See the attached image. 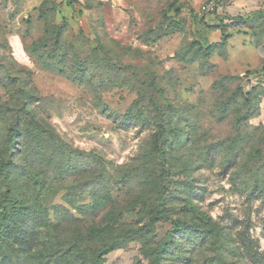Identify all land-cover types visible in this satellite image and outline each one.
I'll use <instances>...</instances> for the list:
<instances>
[{
  "label": "rangeland",
  "instance_id": "374dc122",
  "mask_svg": "<svg viewBox=\"0 0 264 264\" xmlns=\"http://www.w3.org/2000/svg\"><path fill=\"white\" fill-rule=\"evenodd\" d=\"M227 2L0 0V200L31 240L11 232L0 264H91L160 194L184 224L168 250L161 219L103 264H249L247 230L264 255V21Z\"/></svg>",
  "mask_w": 264,
  "mask_h": 264
},
{
  "label": "trees",
  "instance_id": "16d2710c",
  "mask_svg": "<svg viewBox=\"0 0 264 264\" xmlns=\"http://www.w3.org/2000/svg\"><path fill=\"white\" fill-rule=\"evenodd\" d=\"M253 18H258L264 21V11L253 12L248 16L228 17L227 19L231 20L230 23H232V25H248L250 22H252ZM216 26L218 27V29H220L222 34H225V30L228 28L226 24H223L221 22L216 24ZM257 88L264 89L263 87L258 86ZM9 166L10 162L6 161L5 159H0V175L6 176ZM22 209L23 208L19 206L11 196H6L4 199L0 200V244L5 242L9 234L13 232L19 239L20 243H23L29 248L31 247V240L27 237V235L19 233L18 229L13 226V223H11V218L14 215H19L22 212ZM161 219L170 221L171 229L167 233L166 238L155 248V255L156 257H158L162 252L168 250L169 246H171L173 234L175 233V231L184 227L183 222L170 219L167 215L165 211V196H163V194H160L159 196L158 204L156 207V214L145 228L129 230L121 234L120 239L113 240L112 242L106 244L104 248L100 249L96 254H94L92 259L90 260V263L103 264V256L110 250L114 249V247L118 244L117 242L119 241L122 242L136 239L140 241L147 240L154 224ZM240 241L243 249L247 252L246 257L249 264H264V255L259 252L258 249L254 246V242L250 237L248 230L245 232L244 237ZM76 252L82 254L80 248H76ZM157 263L158 262H156V264Z\"/></svg>",
  "mask_w": 264,
  "mask_h": 264
},
{
  "label": "crops",
  "instance_id": "0c3cea01",
  "mask_svg": "<svg viewBox=\"0 0 264 264\" xmlns=\"http://www.w3.org/2000/svg\"><path fill=\"white\" fill-rule=\"evenodd\" d=\"M222 9L228 13V17L248 16L253 12H263L264 0H228ZM212 23L217 24V22ZM254 68L261 75L258 77L257 85L264 88V37L255 46Z\"/></svg>",
  "mask_w": 264,
  "mask_h": 264
},
{
  "label": "built area",
  "instance_id": "2783aa9c",
  "mask_svg": "<svg viewBox=\"0 0 264 264\" xmlns=\"http://www.w3.org/2000/svg\"><path fill=\"white\" fill-rule=\"evenodd\" d=\"M213 9V3H212V1H209V2H207L206 4H204L202 7H201V10H202V12H204V11H209V10H212ZM228 21H231V20H229V19H227ZM261 76V75H260ZM259 76V77H260ZM258 79V77H254V78H252V77H249L248 78V80H250V81H253V80H257Z\"/></svg>",
  "mask_w": 264,
  "mask_h": 264
}]
</instances>
